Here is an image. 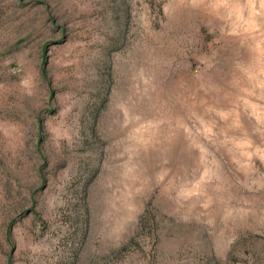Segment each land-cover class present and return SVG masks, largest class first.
<instances>
[{"label":"rangeland","instance_id":"374dc122","mask_svg":"<svg viewBox=\"0 0 264 264\" xmlns=\"http://www.w3.org/2000/svg\"><path fill=\"white\" fill-rule=\"evenodd\" d=\"M0 264H264V0H0Z\"/></svg>","mask_w":264,"mask_h":264}]
</instances>
